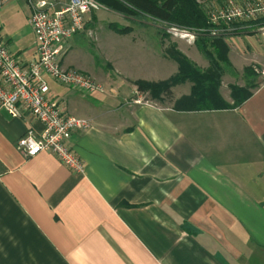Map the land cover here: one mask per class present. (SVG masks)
Returning <instances> with one entry per match:
<instances>
[{
  "label": "crops",
  "instance_id": "1",
  "mask_svg": "<svg viewBox=\"0 0 264 264\" xmlns=\"http://www.w3.org/2000/svg\"><path fill=\"white\" fill-rule=\"evenodd\" d=\"M29 1L36 0H3L0 11V41L24 67L36 59ZM97 21L96 13L86 17L60 65L95 73L106 93L82 94L45 77L65 113L91 123L70 140L83 174L49 152L23 155L18 139L43 126L0 108V264H264V89L256 80L252 95L228 109L177 107L191 84L180 95L173 89L182 84L173 87L167 106L136 104L146 95L136 81L167 80L177 65L164 78L173 61L142 23L98 42L114 53L115 67L107 55L105 68L93 66L87 30ZM225 42L223 76L264 65L256 34ZM232 86L228 94L219 88L229 104Z\"/></svg>",
  "mask_w": 264,
  "mask_h": 264
},
{
  "label": "built area",
  "instance_id": "2",
  "mask_svg": "<svg viewBox=\"0 0 264 264\" xmlns=\"http://www.w3.org/2000/svg\"><path fill=\"white\" fill-rule=\"evenodd\" d=\"M0 0V11L3 7ZM30 25L35 43L36 59L28 66L19 64L0 41V108L12 118L30 114L39 121L43 130L37 134L27 129L16 142L17 148L26 157L40 152L53 154L72 172L83 174L84 166L73 151L70 140L74 132L91 127L88 119L65 113L62 101L50 96L45 77H50L58 85L79 90L82 94L106 93V88L87 74L63 69L62 56L67 51V43L85 28L86 17L96 13L102 6L95 0H36L29 1ZM264 12V0L254 3H239L228 0L219 10L210 15V23L246 22L258 18ZM170 35L194 38L195 33L179 28L167 29ZM211 35L218 34L212 30ZM259 76V87L264 89V66L254 68ZM136 104L144 101L136 99Z\"/></svg>",
  "mask_w": 264,
  "mask_h": 264
},
{
  "label": "trees",
  "instance_id": "3",
  "mask_svg": "<svg viewBox=\"0 0 264 264\" xmlns=\"http://www.w3.org/2000/svg\"><path fill=\"white\" fill-rule=\"evenodd\" d=\"M109 11L120 16H127L130 10L148 16L162 22L167 26L179 29L194 31L196 49L208 61L206 69H200L193 65L185 56L180 55L174 48L168 50L169 57L176 62L177 72L170 78L159 82L136 81L135 85L141 93H148L152 100H159L160 97L171 99V89L187 81L191 83L190 93L181 97L175 102L177 107L186 110L205 109H228L240 106L252 95L257 87L255 74L252 67H245L242 71L245 79L243 87H230L232 103H226L219 92L220 80L224 74V66L228 64V45L225 42L226 36L236 33H227L228 28L245 31L246 26L264 25V12L256 19L246 22H231L229 24L210 23L197 0H95ZM222 3L225 0H216ZM243 2V3H254ZM110 27H113L110 25ZM115 27V26H114ZM219 30L216 35H211L210 30ZM222 29V31H221ZM234 30V31H236ZM237 30V31H238ZM221 31V32H220ZM116 33H127V28L115 29ZM223 32V33H222ZM165 35V32H163Z\"/></svg>",
  "mask_w": 264,
  "mask_h": 264
},
{
  "label": "rangeland",
  "instance_id": "4",
  "mask_svg": "<svg viewBox=\"0 0 264 264\" xmlns=\"http://www.w3.org/2000/svg\"><path fill=\"white\" fill-rule=\"evenodd\" d=\"M197 1H198L199 5H201L204 13L206 14L207 19H210V15L213 12L222 8V6H224L228 0H225L222 3H218L216 0H197ZM235 1L239 2V3L248 2V1L252 2V0H235ZM126 15L127 16H125V17L120 16L114 12L109 11L104 6H102V8H100L96 12V16H97L98 21H97L96 25L94 24L93 27H90L87 30L88 31V33H87V41H88V44H87V62L89 61L90 64H92L95 67H98L101 69L105 68V64H106L105 55H107V54H104L102 49L99 48L98 42L101 41V43H102V42L106 41L107 38L109 37V35H111V33L114 32L115 29L118 30V29L127 28V33H119V34H128V33H130L131 29H134L135 32L143 30L142 27H140V25L142 23H146V24H148V26H146L145 31L150 33V37H151L152 33H154V31L156 33V45L155 46H156L157 51H159V49H160L161 52H168V49L173 47L175 51H177L180 55L185 56L193 65L198 66L200 69H203L207 66V64H208L207 59L200 52H198V50L196 49V46H195L196 39H197L196 36H194V38L178 37L175 35H170L168 33L169 38H166V40H162V36L159 38L157 36V32L158 31L164 32L163 30H165L166 31L165 33H167V29L169 30L170 28H174L173 26L169 27L162 22L154 20V19H152L148 16H145L143 14L137 13L133 10H130L128 12V14H126ZM220 23H223V22H220ZM110 25L113 27H110ZM246 28L247 29L245 31L244 30L243 31L238 30L240 28L237 29L238 31L236 29L232 30V29L228 28L226 31H223V32L236 33L235 35L232 34L231 36H242V35H247V34H256L257 37L262 39V41L264 42V25H251V26H246ZM212 30H210V31H212ZM215 30H217V29H215ZM234 30H236V31H234ZM221 31H222V29H221ZM188 32L190 34L192 33V31H189V30H188ZM160 40H162V41H160ZM107 56L109 58L107 60V66L108 67H115V55H114V53L108 54ZM172 61L173 62H172L171 71H169V70L166 71V73H165L166 75H164V78L169 76L168 75L169 72L172 74L175 71V68H176L175 63L176 62H174V60H172ZM263 66L264 65L252 67L253 72L255 74V79L258 82L260 81V79H259V76L257 75V73L254 71V68L260 69ZM81 73H83V72H81ZM84 74H87L93 80H95L97 83L103 85L95 77V73H84ZM242 76H243V73H235V74L234 73H226L225 76L221 77V80H220V87H221V84L224 85V87H222V92L225 94H228V88H227L228 85H231V84L232 85H242L243 84ZM190 84L191 83L189 81H187V82L183 83L181 86L175 87L173 89L174 93H176L175 95L187 93L189 91ZM103 86L105 87V85H103ZM145 100H147L148 102H150L152 104H156L159 106H167L170 103L168 98L165 99L163 97H160L159 100H156V101L152 100L149 98L148 93L145 96H143V98H142V101H145Z\"/></svg>",
  "mask_w": 264,
  "mask_h": 264
}]
</instances>
